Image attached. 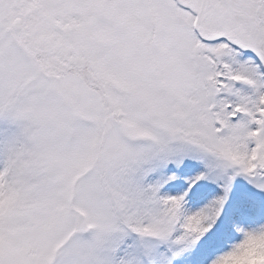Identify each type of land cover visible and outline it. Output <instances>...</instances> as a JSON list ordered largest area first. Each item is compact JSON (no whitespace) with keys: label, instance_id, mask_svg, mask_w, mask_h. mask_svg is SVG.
<instances>
[{"label":"snow or ice","instance_id":"snow-or-ice-1","mask_svg":"<svg viewBox=\"0 0 264 264\" xmlns=\"http://www.w3.org/2000/svg\"><path fill=\"white\" fill-rule=\"evenodd\" d=\"M0 264H264V0H0Z\"/></svg>","mask_w":264,"mask_h":264}]
</instances>
